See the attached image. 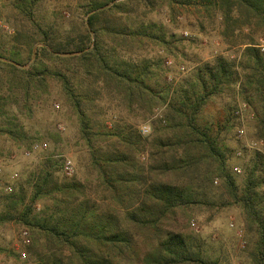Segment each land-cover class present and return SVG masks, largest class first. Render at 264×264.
<instances>
[{
  "label": "rangeland",
  "instance_id": "obj_1",
  "mask_svg": "<svg viewBox=\"0 0 264 264\" xmlns=\"http://www.w3.org/2000/svg\"><path fill=\"white\" fill-rule=\"evenodd\" d=\"M105 1L95 11L97 30L91 33L86 24L94 12L90 10ZM201 2L0 0V213L14 212L6 196L21 188L25 203L30 201L34 180L52 160L54 177L79 180L90 205L102 210L114 207L123 218L124 210L102 184L94 155L116 147L147 171L160 148L172 146L160 145L172 143L169 103L175 90L188 87L196 69L219 55L238 66L246 43L264 48V26L257 19L248 21L233 9L227 20L218 0L209 5ZM45 32L50 39L44 37ZM49 43L65 51L77 45L89 47L79 53L54 54ZM104 59L110 68L127 72L131 79L106 70L101 65ZM57 74L66 76L75 99L65 93ZM134 79L141 81L140 88ZM76 102L86 115L83 123ZM258 108V102H247L238 83L231 91L210 96L200 113L202 122L222 121L218 138L226 147L227 167L240 187L253 154L264 155V137L256 126ZM144 125L149 127L146 134L140 132ZM12 127L18 130L13 135L6 131ZM119 131L128 133L134 145L129 147L117 135H107ZM43 141L47 149L32 148ZM65 158L74 165L71 177L61 170ZM15 172L17 177L12 179ZM214 180L205 188V200L178 209L174 220L172 214L167 215L165 226L184 233L207 264H252L250 253L257 234L239 204L222 203L228 198L226 189L220 177ZM9 184L12 192L4 189ZM52 202L49 196L38 197L34 209L48 208ZM14 214V219L0 222V264H39L35 248L41 253L51 243ZM129 230L138 247H150L151 230Z\"/></svg>",
  "mask_w": 264,
  "mask_h": 264
},
{
  "label": "trees",
  "instance_id": "obj_2",
  "mask_svg": "<svg viewBox=\"0 0 264 264\" xmlns=\"http://www.w3.org/2000/svg\"><path fill=\"white\" fill-rule=\"evenodd\" d=\"M169 1L181 5L201 1L204 5L210 2L217 4V0ZM106 3L92 6L90 12H94L86 20L89 32H96L95 11ZM218 3L227 20L232 18L230 13L236 9L248 21L257 19L264 26V0H218ZM44 34L50 39L48 33ZM46 45L54 54H74L89 47L77 45L73 50L65 51L54 43ZM101 65L106 70L112 69L105 59ZM112 72L126 80L131 79L127 72L122 73L119 69L113 68ZM57 75L61 77L65 93L71 100L75 99L66 76ZM134 81L140 88L141 81ZM238 83L249 104L258 102L256 126L259 136L264 137V51L250 42L244 45L238 66L234 60L219 55L214 61L205 62L196 69L188 87L180 86L175 90L169 103L172 143L160 145L172 146L160 148L147 171L136 167L130 154L116 147L101 152L99 157L94 155L93 161L102 176L103 186L115 198L116 206L124 210L122 219L114 207L102 210L90 205L85 197V187L79 180L54 177V163L48 160L45 165L49 168L34 180L33 194L28 203H25L23 188L18 193L12 192V188L6 199L14 212L0 213V222L14 219V213H17L22 224L51 243L41 253L35 248L40 254L39 264H207L184 233L166 227L165 223L167 215L172 214L174 220L178 209L205 200V188L212 185L217 176L223 181L228 195L222 203L239 204L247 224L257 234L250 253L252 264H264V155L257 151L253 154L244 172L243 184L238 186L226 164V147L218 138L222 121L200 120L202 108L210 96L231 91ZM78 105L76 102L83 123L86 115ZM6 131L13 135L18 130L12 127ZM107 135H117L120 142L129 147L134 145L128 133L119 131ZM85 136L89 142L91 139ZM170 175L172 178H168ZM45 195L52 199V206L36 212L35 199ZM21 205L22 208L19 207ZM129 227L151 230L153 239L150 247H138V240Z\"/></svg>",
  "mask_w": 264,
  "mask_h": 264
},
{
  "label": "built area",
  "instance_id": "obj_3",
  "mask_svg": "<svg viewBox=\"0 0 264 264\" xmlns=\"http://www.w3.org/2000/svg\"><path fill=\"white\" fill-rule=\"evenodd\" d=\"M261 50H263L264 51V48H262ZM56 107H57V105H56ZM58 129L59 130H62L63 128H62V126H61V124H58ZM140 132L142 133V134H146V133H148L149 132V127L148 126H142L141 128H140ZM32 148L34 149V150H43V149H47V143L45 142V141H43V142H37V143H34L33 145H32ZM235 169V171H237V172H239L240 170H239V168H234ZM61 170H62V172H63V174L65 175V176H68V177H71L73 174H74V165H73V163H72V161L69 159V158H65L64 160H63V162H62V168H61ZM15 177H17V173L15 172V173H13L12 174V176H11V178L12 179H15ZM5 191H7V192H11L12 191V186L9 184V185H6L5 186ZM193 225H194V223L193 222H191ZM22 235H23V242L24 243H27L28 241H29V239H28V234H27V231L26 230H23L22 231ZM22 256H24V253H22Z\"/></svg>",
  "mask_w": 264,
  "mask_h": 264
}]
</instances>
